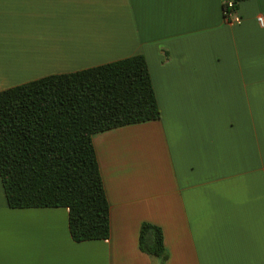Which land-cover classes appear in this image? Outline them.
<instances>
[{"label":"crops","instance_id":"1","mask_svg":"<svg viewBox=\"0 0 264 264\" xmlns=\"http://www.w3.org/2000/svg\"><path fill=\"white\" fill-rule=\"evenodd\" d=\"M0 0V91L135 55L157 121L96 133L107 240L75 242L67 208L12 209L0 177V264H264V0Z\"/></svg>","mask_w":264,"mask_h":264},{"label":"trees","instance_id":"2","mask_svg":"<svg viewBox=\"0 0 264 264\" xmlns=\"http://www.w3.org/2000/svg\"><path fill=\"white\" fill-rule=\"evenodd\" d=\"M222 1L229 22L225 12L249 0ZM161 117L143 55L0 91V177L8 205L67 208L75 242L109 239L110 204L93 137ZM140 250L165 264L163 230L143 223Z\"/></svg>","mask_w":264,"mask_h":264},{"label":"built area","instance_id":"3","mask_svg":"<svg viewBox=\"0 0 264 264\" xmlns=\"http://www.w3.org/2000/svg\"><path fill=\"white\" fill-rule=\"evenodd\" d=\"M233 4L229 3L228 8H232ZM227 18L229 19V22L235 23V24H241L242 23V18L238 16L237 11H226L225 12ZM258 22L260 25L263 27L264 26V21L261 17L258 18Z\"/></svg>","mask_w":264,"mask_h":264}]
</instances>
